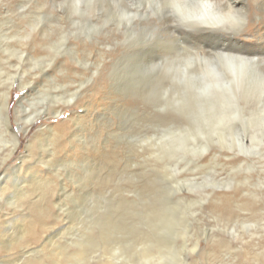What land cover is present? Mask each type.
I'll list each match as a JSON object with an SVG mask.
<instances>
[{
    "label": "rangeland",
    "instance_id": "1",
    "mask_svg": "<svg viewBox=\"0 0 264 264\" xmlns=\"http://www.w3.org/2000/svg\"><path fill=\"white\" fill-rule=\"evenodd\" d=\"M69 4L0 0V76L15 78L9 112L21 140L7 163L0 152V264H264L259 171L237 166L239 150L219 136L188 135L194 114L186 88L168 83L169 60L151 68L141 56L76 55V27L60 35L55 16ZM57 84L80 91L53 116L51 94L69 98ZM21 103L22 116L46 110L27 135ZM158 117L172 121L155 128ZM62 127L65 150L49 157L35 135Z\"/></svg>",
    "mask_w": 264,
    "mask_h": 264
},
{
    "label": "bare ground",
    "instance_id": "2",
    "mask_svg": "<svg viewBox=\"0 0 264 264\" xmlns=\"http://www.w3.org/2000/svg\"><path fill=\"white\" fill-rule=\"evenodd\" d=\"M70 1L69 8L55 16L61 21L60 35L65 36L71 26L76 27L75 32L70 29L77 34L76 55L79 52L88 56H141L146 58V64L154 67H158L163 58L169 60L172 75L168 83L186 88L190 110L194 114L185 128L188 135L219 136L225 150H239L241 155L232 157L234 163L259 171L255 180L264 182V0ZM103 22L105 25L101 27ZM37 26L33 23L30 27L35 29ZM149 26L151 32L147 31ZM56 45L52 44L51 49L55 50ZM24 49L19 50L22 58L28 57L34 64L39 62L38 57ZM14 80L2 81L0 76V152H5L3 164L15 155L21 144L19 135L12 128L9 112ZM20 86L25 88L27 84L21 81ZM54 89L69 95L65 100L58 93L51 94L56 100L52 102L53 109L48 111L58 116L63 111L58 101L70 106L76 101L80 88L76 86L69 90L66 85L57 84ZM85 110L84 116L88 114V109ZM44 111L22 116L26 108L21 103V109L16 111L19 131L27 135ZM81 118V115H75L71 121L78 125ZM151 121L153 127L159 128L170 125L172 120L158 117ZM62 128L64 133L46 128L49 135L42 129V137L35 135L40 149L45 144L51 147L49 157L65 150L66 128ZM6 134L9 138H5ZM32 147L30 142L28 148ZM204 151L206 153L208 149ZM43 155H40V164L47 158ZM48 163L49 160L46 164L50 165ZM22 167L23 164L18 170Z\"/></svg>",
    "mask_w": 264,
    "mask_h": 264
}]
</instances>
